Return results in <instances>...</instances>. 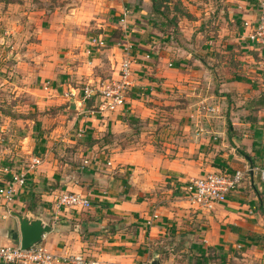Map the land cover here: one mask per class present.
Here are the masks:
<instances>
[{"label":"crops","instance_id":"1","mask_svg":"<svg viewBox=\"0 0 264 264\" xmlns=\"http://www.w3.org/2000/svg\"><path fill=\"white\" fill-rule=\"evenodd\" d=\"M229 1L230 20L256 21L257 0ZM151 4V0H66L54 6V17L45 16L32 31L29 20L15 29L17 34L11 30L0 35L1 43L25 35L31 37L27 44L64 45L71 36L61 32L69 27L58 23L55 14L62 21L75 20L73 27H80L81 18H94L99 27L108 25L99 34L105 46L89 47V40L84 41L77 54L84 60L82 68L60 77H76L79 72L87 81L115 77L124 57L119 40L133 45L134 60V82L123 112L101 113L95 101L88 105L76 96L68 101L71 116L54 131L77 144L78 155L88 162L79 167L53 159L48 141L43 152L31 158L42 161L29 170L25 186L10 202L0 197V245H19L18 213L52 226L41 240L49 251L82 254L102 264H146L150 259L170 264L179 248L198 253L207 264H211L209 253L218 256V264H264V180L259 170L247 171L226 200L211 210L191 208L181 196L184 184L207 172L264 168V49L245 38L242 26L237 41L247 45L240 44L241 76L232 68L225 80L221 67L226 60L217 55L181 59L182 69L168 60L165 67L150 60V51L156 45L160 48L164 39L153 34L164 25L151 14ZM31 13L44 10L35 8L30 17ZM208 60L215 62L214 68H209ZM195 75L211 76L213 90L180 101L184 93L192 95ZM58 86L79 91L72 80L50 90L64 91ZM229 91L235 93L236 103L225 101ZM5 167L9 168L0 166V187L10 180ZM63 191L87 196L90 208L57 210L54 201ZM166 252L169 257L161 260ZM188 257L190 261L192 256Z\"/></svg>","mask_w":264,"mask_h":264},{"label":"rangeland","instance_id":"2","mask_svg":"<svg viewBox=\"0 0 264 264\" xmlns=\"http://www.w3.org/2000/svg\"><path fill=\"white\" fill-rule=\"evenodd\" d=\"M63 2L66 0H0V35L7 36L6 31L8 33L16 28L20 29L18 26L29 20L33 21L30 22L32 27L29 30L32 31L45 16L54 17L52 13L54 6L63 5ZM230 2L229 0H158L162 13H159L162 16L158 18L160 21H169L163 28L153 31L156 37L164 39L160 40L162 43L160 48L156 45L154 50L150 51V60L165 67L170 60L174 62V67L182 69L185 66L180 64L181 59L182 62H186L187 57H190L188 60L194 61L192 57L195 54L211 58L217 55L226 60L224 67H221L225 80L228 79L227 74L229 75L232 68L236 70L235 74L238 77L241 76L237 73L239 69L242 70L243 63L239 59L240 44L244 46L247 44L245 42L239 44L237 41V32L243 30V24L229 19ZM35 8H43L44 13H31L30 17L29 12L34 11ZM55 16L58 23H65L69 27V30L65 32L62 30L61 34L71 36L70 43L47 46L37 43L27 44L26 40L29 41L31 37L26 39L25 35H17L13 43L0 42V154L2 156L0 160L4 158V165L0 163V166H8L16 171L26 170L31 164V158L43 152V146L48 141L51 143L47 148L51 151L53 159L68 161L79 167L83 166L84 157L78 155L77 144L73 145L62 140L58 135L63 133L54 131V127L66 124L65 121L71 116L68 101L77 97L71 93L77 91L72 88L64 90L61 86L58 88L64 91L53 92L50 89H53L57 83H67L72 80V85L81 92L85 85L96 87L107 79L116 78L118 74L117 70L115 77H110L109 74L108 77H102L98 81H87L88 79H84L86 76L84 72L75 73L76 77H71L69 74H67L68 78L60 77L69 70L76 71L82 68L84 60L77 55L82 43L97 34L106 32L108 25L99 27L96 19L81 18L80 27H73L75 20L62 21L63 17L57 14ZM158 31H162L168 37L159 35ZM15 33L17 34L16 30ZM159 51L162 52V56H159ZM189 53H192V56ZM206 64L209 68L215 67L213 60H208ZM191 79L193 83L189 91L192 95L184 93L180 101H185V96L194 98L193 96L196 97L205 90L211 92L215 86L211 76L203 78V76L195 75ZM201 80H204L202 85ZM45 84L48 85L49 90L44 89ZM227 84L225 83V89L230 90ZM228 94L225 101L236 103L233 100L235 93L229 91ZM91 101L89 99L86 103L90 105ZM77 143L79 144V141ZM181 245H183L182 242ZM169 253L162 254L160 259H164V255L168 258ZM197 254L185 253L182 248H179L170 264H207ZM190 255L192 257L189 261ZM209 256H211V264H218V256L215 253L213 255L209 253ZM150 262H152L151 259L146 264Z\"/></svg>","mask_w":264,"mask_h":264},{"label":"built area","instance_id":"3","mask_svg":"<svg viewBox=\"0 0 264 264\" xmlns=\"http://www.w3.org/2000/svg\"><path fill=\"white\" fill-rule=\"evenodd\" d=\"M258 15L254 23L244 19L243 26L246 32L245 38L264 49V0H257ZM117 45L123 50L124 57L120 62L116 78L107 79L100 85H85L82 91L71 92L76 95L80 102L94 98L96 109L101 112H123L127 91L133 86V45L127 41H117ZM106 40L102 35H95L89 40V47H103ZM49 90L48 85H44ZM209 110H213L209 107ZM88 161L85 160L84 163ZM41 163V159H32L28 168L21 171H13L3 168L5 172L11 173L10 180L0 187V197L10 202L18 189L25 186L27 174L30 169ZM260 171V177L264 180V168L251 166L246 170L235 169L234 171H211L197 178L190 179L181 188L182 197L191 208L196 210H211L216 204L226 200L229 192L234 190L241 182L247 171ZM90 199L80 193L72 191L60 192L54 207L57 210L87 209L90 208ZM0 262L5 264H102L98 260H86L82 254H56L48 250L45 244L39 242L27 249L20 245H0Z\"/></svg>","mask_w":264,"mask_h":264},{"label":"water","instance_id":"4","mask_svg":"<svg viewBox=\"0 0 264 264\" xmlns=\"http://www.w3.org/2000/svg\"><path fill=\"white\" fill-rule=\"evenodd\" d=\"M75 104H72L74 108ZM19 220L20 240L19 245L22 249H27L39 242H41L43 236L52 230V226L45 223L42 219L32 217L29 215L15 214ZM150 264H158V261L154 259Z\"/></svg>","mask_w":264,"mask_h":264},{"label":"trees","instance_id":"5","mask_svg":"<svg viewBox=\"0 0 264 264\" xmlns=\"http://www.w3.org/2000/svg\"><path fill=\"white\" fill-rule=\"evenodd\" d=\"M151 3H152L151 4V10H150L151 14L157 16L158 22H160L162 25H166L165 23L167 21H169V20H161L160 21V19L158 18V17H161L162 16L161 15L162 13L160 12V8L158 6V0H151ZM159 13H161V14H159ZM91 100L94 101V98H91Z\"/></svg>","mask_w":264,"mask_h":264}]
</instances>
